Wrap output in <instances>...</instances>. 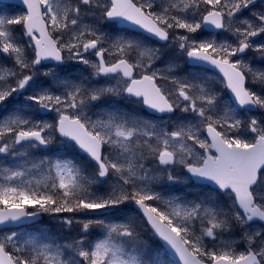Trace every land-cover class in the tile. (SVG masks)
<instances>
[{
	"label": "snow or ice",
	"instance_id": "6c2138e0",
	"mask_svg": "<svg viewBox=\"0 0 264 264\" xmlns=\"http://www.w3.org/2000/svg\"><path fill=\"white\" fill-rule=\"evenodd\" d=\"M249 51L264 62L256 0H18L0 12V225L44 213L79 229L63 242L0 229V264H264V67ZM176 60L227 92L177 75ZM76 65L91 70L78 82L64 75ZM122 97L159 115L123 111Z\"/></svg>",
	"mask_w": 264,
	"mask_h": 264
},
{
	"label": "rangeland",
	"instance_id": "374dc122",
	"mask_svg": "<svg viewBox=\"0 0 264 264\" xmlns=\"http://www.w3.org/2000/svg\"><path fill=\"white\" fill-rule=\"evenodd\" d=\"M262 6H264V4H258V5H256V8L259 9ZM17 8H18V6H1L0 5V12L12 13ZM245 15L247 16V15H249V13H245ZM112 30H113V26H108L107 31H109L112 35H115L116 32L115 31L111 32ZM218 38H223V37H218ZM256 39L258 41H260L261 38H256ZM253 56L256 57V54L254 53V55H253V53H251L247 58H249L250 60L253 61L254 66L255 67H264V65L257 64L255 62V60H257V59H255ZM257 61H259V60H257ZM262 63L264 64V62H262ZM167 65H168V63L164 67H162V70L163 69H166L167 68ZM86 69L87 68L84 65H76L74 67V71H75L74 78H72L71 76H69L66 73L64 75H67L70 79L78 82L82 78V76H87L89 74V72H87ZM179 76H183V75H179ZM41 79H46V78L41 77ZM112 83L114 84L115 81H112ZM101 103H104V102H101ZM4 114L6 115V113H4ZM245 115H250V114H245ZM53 117L54 116H49V117H47L45 119L51 120ZM21 151H23V149H21ZM29 151L31 153V156L29 157L30 159L31 158H35V159L38 160L39 158L43 157V155H41L40 152H38V154H37V152H35V149L34 150H29ZM163 190L166 191L165 189H163ZM186 191H188V192H191V191L198 192V191H200V189H198V188L185 187L183 184H180V185H177L176 186V192H177V194L184 195V193ZM120 215L121 214H119V216ZM113 218H117V216L115 215V216H113ZM51 222H53L55 224V226L54 225H50V224H43L44 223L43 222L41 225H39L37 227H29V226H27V227H19L17 229H8V230H4V231L15 230V231H18V232L26 235V236L27 235H39V234L43 233V235L45 237L50 238V239H55L58 242L68 241L72 237H74V236H76L78 234L79 229H78V227L76 225L73 226V228H72L71 231H68L60 223H58L55 219L54 220H51ZM138 223H139V221H138ZM145 228H146V226H144L143 228L141 226L142 233H147V231H146ZM95 231L96 230L93 229V232H95ZM233 238H235V235H233ZM149 243L150 244H153V247H155V244L154 243H152V242H149Z\"/></svg>",
	"mask_w": 264,
	"mask_h": 264
},
{
	"label": "water",
	"instance_id": "95a60500",
	"mask_svg": "<svg viewBox=\"0 0 264 264\" xmlns=\"http://www.w3.org/2000/svg\"><path fill=\"white\" fill-rule=\"evenodd\" d=\"M2 1L18 3V0H2ZM121 26H126V25H121ZM28 221H30V220L24 221V222H22V224L25 222H28ZM6 226H12V225H0V228L6 227Z\"/></svg>",
	"mask_w": 264,
	"mask_h": 264
},
{
	"label": "bare ground",
	"instance_id": "6f19581e",
	"mask_svg": "<svg viewBox=\"0 0 264 264\" xmlns=\"http://www.w3.org/2000/svg\"><path fill=\"white\" fill-rule=\"evenodd\" d=\"M149 226V225H148ZM150 227V226H149Z\"/></svg>",
	"mask_w": 264,
	"mask_h": 264
}]
</instances>
